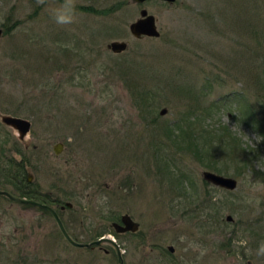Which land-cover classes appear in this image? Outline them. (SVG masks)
<instances>
[{"label": "rangeland", "instance_id": "obj_1", "mask_svg": "<svg viewBox=\"0 0 264 264\" xmlns=\"http://www.w3.org/2000/svg\"><path fill=\"white\" fill-rule=\"evenodd\" d=\"M141 7L157 36L129 32ZM0 27V117L30 121L19 138L0 120V147L19 157L15 142L40 190L71 202L58 210L75 239L125 212L137 235L103 233L123 264H264V0H0ZM112 39L126 48L112 52ZM191 111L196 146L164 140L160 127ZM234 148L250 160L243 172ZM162 155L168 170L156 169ZM210 161L235 188L203 182ZM181 192L209 194L232 222L199 241ZM0 264L117 262L109 245L72 246L50 214L0 195Z\"/></svg>", "mask_w": 264, "mask_h": 264}, {"label": "trees", "instance_id": "obj_2", "mask_svg": "<svg viewBox=\"0 0 264 264\" xmlns=\"http://www.w3.org/2000/svg\"><path fill=\"white\" fill-rule=\"evenodd\" d=\"M259 27L261 28V25H259ZM146 93H147L146 91H142V92L138 93V106H139L140 110H144L148 106V104L144 101ZM245 108H246L245 110L248 109L246 106H245ZM247 111L248 112L250 111L249 115L250 114L252 115V113L254 114V112L251 110H247ZM193 112L194 111H191L188 113H182L178 117H176V119L173 120L172 123L162 125L160 127V129L162 131L163 137L165 138L164 140H166V139L167 140H170V139L178 140L183 144V147L187 148V149H189L191 146H192V148L194 146H196V140H198V138L195 135H197V134L195 133V131L194 132L191 131V129H193L192 128L193 124L190 125L192 123L191 117L197 115L196 113H193ZM251 120L255 123V126L258 127V129L261 128V126L259 127V125H258V121L254 120V117ZM188 124H189V128L185 129V125L188 126ZM205 130H208V129H205ZM6 134L8 135V132H6ZM209 134H212V133L209 132ZM214 135H216V133H214ZM214 135H209V137H212ZM217 136H218V134H217ZM230 141H235V140L231 138L229 140V142ZM162 143H163V141L160 138L154 139V145L162 144ZM12 146H13L14 152H17L19 154V157H14L12 154H10L9 152H7L6 150H4L0 147V178H1L0 184L2 185V186H0V188L5 187L9 184L12 186V188H11L12 193H15V194H18L21 196H25V197H30V198L36 199L38 201L48 203L56 209L59 217L61 218L59 210H58L59 205L62 204V205L67 206L65 204V202L68 200L62 201V199L58 196H52L48 192L41 191L38 184L35 182V180H33V179L28 180L27 179V172L29 170L27 168L28 161L24 157V155L21 153L20 147L17 146L15 144V142H13ZM238 151L239 150H235V148L229 150L230 154H227L228 155L227 157H230L234 163H237V165L240 164V166L238 168L243 172L244 167L249 164L248 161H250V160L248 157H246L245 153L243 154L242 151L241 152H238ZM195 152H197V151H195ZM240 153H242L241 156H238ZM219 155L222 156V152H220ZM161 157L163 159H161V161H159V163L156 165V169L157 170H161V169L168 170V166H167L168 163L164 160L165 157H163V155ZM219 160H220V156H219ZM213 163H215V162L210 161V164H208L207 167H209L210 169H212L216 172H220L221 169L218 168L217 166L213 165ZM222 171H223V169H222ZM181 193H182V195L185 194V192H181ZM187 194H185V196L190 197ZM181 203H182V205L183 204L186 205L187 203H192V201H184ZM216 207L217 206H215V209L217 210ZM42 210L47 212L45 209H42ZM216 213H217V216L219 217V213L218 212H216ZM48 214H50V213H48ZM110 217H111V219H114L117 217V215L112 214V215H110ZM61 220H62V218H61ZM62 222H63V220H62ZM204 222L205 221L202 222V226H203ZM63 224H64V222H63ZM109 226H110V224H109ZM64 227L68 231L67 226L65 224H64ZM105 231H110L113 235L115 234L112 227H110V228L109 227H107V228L102 227L101 229L95 231L94 234H92V235L89 234V240L97 238L98 236L103 234ZM68 233L74 238V236L69 231H68Z\"/></svg>", "mask_w": 264, "mask_h": 264}, {"label": "water", "instance_id": "obj_3", "mask_svg": "<svg viewBox=\"0 0 264 264\" xmlns=\"http://www.w3.org/2000/svg\"><path fill=\"white\" fill-rule=\"evenodd\" d=\"M133 2H141L143 0H131ZM166 2H172L174 0H163ZM139 16L133 19L128 23V30L134 37H140V36H157L159 34V31L155 24V16L147 12L146 8L141 7L138 11ZM2 34V28L0 27V35ZM126 41L123 39H112L106 43V47L109 48L112 52H120L123 49L126 48ZM166 108L161 107L159 109V113L163 114L165 113ZM0 120L17 130L18 137L22 138L23 135L29 130L30 127V121L27 118L15 116V115H9L4 114L1 115ZM62 143L60 141L53 144L52 149L55 153H58L61 149ZM201 176L219 186L233 189L236 186V179L233 176L230 175H223L221 173L209 170V169H202L201 170ZM27 179L31 180L29 171L27 172ZM0 195L5 196L9 200L20 202L24 204H30L34 205L36 207L45 209L50 215L53 217L57 228L59 229L60 233L62 234L63 238L72 246L76 247H90L92 245H101V244H107L109 245L115 256H116V262L117 264H122V252L123 250L120 248L119 243L116 241V239L109 234H101L97 238L90 239L87 241L77 240L74 239L66 230L64 227V224L59 217L56 209L45 202L38 201L36 199L21 196L15 193H12L11 191L0 188ZM65 204L67 206L71 205L70 201H66ZM62 207V206H61ZM227 218H230V215H227ZM111 225L116 231H124V230H134L137 227L136 221H134L128 213H122L120 216V221H112ZM171 248V246L169 245Z\"/></svg>", "mask_w": 264, "mask_h": 264}, {"label": "flooded vegetation", "instance_id": "obj_4", "mask_svg": "<svg viewBox=\"0 0 264 264\" xmlns=\"http://www.w3.org/2000/svg\"><path fill=\"white\" fill-rule=\"evenodd\" d=\"M223 175H225V174H223ZM200 176H201V173H200ZM201 178H202V180H203L204 183L209 184L211 186L220 187V188H223V189H226V190H232V189H228V188L219 186V185H217V184H215V183H213V182H211V181L203 178L202 176H201ZM236 182H237V180H236ZM185 194H187V193H185ZM185 194L182 195L183 200L180 201V205L178 206V208L179 209H182V212H183V210H187L188 213L190 214V218H191V220L193 222L192 223L193 224V227L195 229V232L197 233L196 234L197 235V238H198V235L199 234L203 238L204 235H208L209 233H211L212 231H214V228L217 227L218 222H220V221H223L224 223L225 222L226 223H231L232 222L233 217L230 214H226L223 217V219H222V216L221 215H219V217L217 216V213H216V210H215V206H218L217 205V201L218 200H216V199L212 200L209 194H208V196L206 195L203 199L201 197H200L201 199L198 198V195H196V194L195 195L193 194V196H191L190 194H187L190 197L185 196ZM184 201H192V203H187L186 205H184V204L182 205L181 202H184ZM61 206L63 207L64 205H62V204L59 205V208H62ZM121 214L119 215V217H118L117 220H112V221L119 222L120 221ZM227 215H230V218H227ZM134 221H136V220H134ZM203 221H205V222H204V224L202 226V222ZM136 223H137V227L134 230L116 231L111 224H110V226L112 227V229L114 230L115 233L128 232L130 234L137 235L139 225H138V222L137 221H136ZM202 238H198L199 241H202ZM169 245L171 246V248L169 247ZM164 251L166 252V254H168L170 256V254H172L173 251H174V247L171 244H167L165 246V250ZM115 258H116V256H115ZM122 264H123V257H122Z\"/></svg>", "mask_w": 264, "mask_h": 264}]
</instances>
